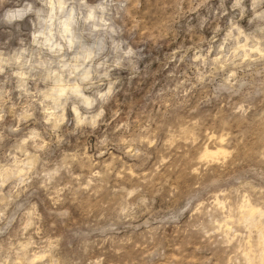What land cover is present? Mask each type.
<instances>
[{
    "label": "clouds",
    "instance_id": "obj_1",
    "mask_svg": "<svg viewBox=\"0 0 264 264\" xmlns=\"http://www.w3.org/2000/svg\"><path fill=\"white\" fill-rule=\"evenodd\" d=\"M0 264H264V0H0Z\"/></svg>",
    "mask_w": 264,
    "mask_h": 264
}]
</instances>
